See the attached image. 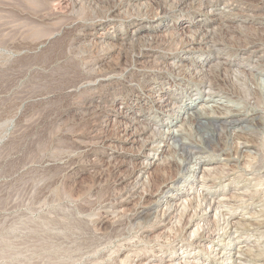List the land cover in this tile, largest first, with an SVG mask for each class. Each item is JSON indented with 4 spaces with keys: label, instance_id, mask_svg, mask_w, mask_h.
Wrapping results in <instances>:
<instances>
[{
    "label": "rangeland",
    "instance_id": "374dc122",
    "mask_svg": "<svg viewBox=\"0 0 264 264\" xmlns=\"http://www.w3.org/2000/svg\"><path fill=\"white\" fill-rule=\"evenodd\" d=\"M0 264H264V0H0Z\"/></svg>",
    "mask_w": 264,
    "mask_h": 264
},
{
    "label": "bare ground",
    "instance_id": "6f19581e",
    "mask_svg": "<svg viewBox=\"0 0 264 264\" xmlns=\"http://www.w3.org/2000/svg\"><path fill=\"white\" fill-rule=\"evenodd\" d=\"M213 33V32H212ZM210 89V88H209ZM170 94V93H169ZM165 95V94H164ZM165 97V96H164ZM167 99V98H166ZM173 99V98H172ZM169 100V99H168ZM160 101V100H159ZM164 104H165V108H167V109H170L171 108V104L168 102V103H166V102H164ZM211 107V106H210ZM219 107V106H218ZM206 108V107H205ZM174 110V109H173ZM165 111V110H164ZM166 113V112H165ZM174 134V133H173ZM178 134V133H177ZM260 134V133H259ZM181 135V134H180ZM234 135V134H233ZM174 136V135H173ZM176 136V135H175ZM232 136V135H231ZM169 138H171V137H169ZM243 138V137H242ZM248 139V138H247ZM208 140V139H207ZM250 140V139H249ZM252 140V139H251ZM250 140V141H251ZM177 140H175V142H176ZM243 141V140H242ZM241 141V142H242ZM254 141V140H253ZM178 142V141H177ZM244 142H245V140H244ZM255 144H258V142L257 143H255ZM185 145V144H184ZM182 145H180L179 147H181ZM175 147V146H174ZM244 147V146H243ZM239 148V147H238ZM246 148H247V146H246ZM175 150H176V148H174ZM189 150V149H188ZM188 150H187V152H184L185 154H184V158H182V162L180 163V165H179V168H180V172L181 173H184L185 171H187V169H189L188 168V165L190 164V162H191V160H192V158L190 157V155H189V153H188ZM238 150H240V149H238ZM186 151V150H185ZM190 151V150H189ZM251 151V150H250ZM175 152V151H174ZM191 153V152H190ZM240 154V153H239ZM192 155V154H191ZM182 156H183V153H182ZM197 164L196 165H198L199 166V163H198V161L196 162ZM167 165V164H166ZM172 165V164H171ZM168 166H169V163H168ZM167 167V166H166ZM172 167V166H171ZM170 166H169V168H171ZM167 169V168H166ZM178 170V169H177ZM166 171V170H165ZM168 171V170H167ZM169 171H171L170 169H169ZM166 173V172H165ZM172 173H173V171H172ZM163 174V173H162ZM168 174H169V172H168ZM167 174V175H168ZM165 175V174H164ZM170 175V174H169ZM174 175V174H173ZM180 175V174H179ZM171 176V175H170ZM169 176V177H170ZM181 176V175H180ZM174 177V176H173ZM164 179V178H163ZM175 179H178V178H175ZM172 180L170 183L173 185H176V183H177V180ZM165 180V179H164ZM167 181V180H166ZM148 185V184H147ZM156 186V185H155ZM165 186V185H164ZM154 188V187H153ZM168 188V187H167ZM160 189V188H159ZM153 190V189H152ZM159 191V190H158ZM155 192H156V190H155ZM169 193V192H168ZM160 194V193H159ZM170 203V202H169ZM173 207V206H172ZM148 209V208H147ZM154 210V209H153ZM171 210V209H170ZM169 210V211H170ZM144 211V210H143ZM146 212V211H145ZM153 212V211H152ZM151 213V212H150ZM149 213V214H150ZM167 213H169V212H167ZM147 218V217H146ZM165 218V217H164ZM187 222V221H186ZM160 223H162V222H160ZM188 226H190V225H188ZM184 228V227H183ZM187 228V227H186ZM143 229V228H142Z\"/></svg>",
    "mask_w": 264,
    "mask_h": 264
}]
</instances>
